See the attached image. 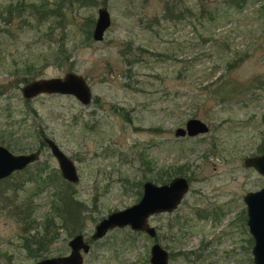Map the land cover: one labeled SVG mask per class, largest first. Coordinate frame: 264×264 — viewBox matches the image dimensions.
<instances>
[{
    "label": "rangeland",
    "instance_id": "1",
    "mask_svg": "<svg viewBox=\"0 0 264 264\" xmlns=\"http://www.w3.org/2000/svg\"><path fill=\"white\" fill-rule=\"evenodd\" d=\"M11 1L21 0L0 7ZM41 1L54 0H25ZM59 3L63 17L51 29L0 16V144L41 148L0 179V264L67 254L76 233L90 242L82 264H151L154 241L169 264H253L243 195L264 176L244 159L264 151V0ZM100 7L110 25L95 40ZM25 62H34L28 80ZM69 71L86 79L89 103L23 96L29 80ZM190 117L208 130L176 136ZM44 136L73 160L76 182L63 178ZM176 175L189 189L174 210L149 217L155 236L125 225L90 239L102 217L139 199L145 180Z\"/></svg>",
    "mask_w": 264,
    "mask_h": 264
},
{
    "label": "water",
    "instance_id": "2",
    "mask_svg": "<svg viewBox=\"0 0 264 264\" xmlns=\"http://www.w3.org/2000/svg\"><path fill=\"white\" fill-rule=\"evenodd\" d=\"M110 25V14L106 7H100L92 30V38L100 40L104 31ZM21 91L24 97L30 98L40 93L72 94L83 104L92 99V92L86 79L76 72H66L63 77H42L26 82ZM208 124L197 117L186 120L184 127L174 130L176 136H194L206 132ZM43 141L56 158L61 175L70 182L78 180L75 164L59 147L54 139L44 136ZM41 148L29 152L15 153L7 146L0 144V179L14 171L24 169L30 163L39 159ZM246 165L254 167L264 176V151L244 159ZM189 189V180L183 175H176L168 182L156 183L145 180L142 183V193L139 199L122 209L114 210L102 217L94 227L90 239L103 236L109 228L128 225L130 228L143 231L149 236L156 235V228L148 221L149 217L158 212L174 210ZM246 204V224L253 238L251 248L253 264H264V186L247 191L243 195ZM70 250L67 254L46 256L28 264H82L83 254L90 249V242L82 233L74 234L69 240ZM149 261L151 264H169L168 251L158 242L150 246Z\"/></svg>",
    "mask_w": 264,
    "mask_h": 264
},
{
    "label": "trees",
    "instance_id": "3",
    "mask_svg": "<svg viewBox=\"0 0 264 264\" xmlns=\"http://www.w3.org/2000/svg\"><path fill=\"white\" fill-rule=\"evenodd\" d=\"M60 1L62 0H54L52 2L41 1L39 3H26L25 0L17 1L15 3H13L14 1H11L7 3L6 5H3L0 7V16L2 17L5 16L6 22H10L14 18H19L20 26L23 25L24 22L31 25L32 18H33L37 20L38 29L45 30L46 27H49L51 29L52 25H54L55 22H59L63 17L60 11V3H59ZM51 18L53 19L54 23ZM46 33H48V31ZM89 33H91L90 30H89ZM59 49H60L59 46H57L55 55L57 54ZM24 64H25V66H23L24 71L21 74L24 80H28L32 78V76L29 77V74H30L31 67L34 65V62L30 64L29 62H25ZM6 142L8 146H10L11 148L23 149L22 144H19L17 140L11 141L10 139H8L6 140ZM41 143L43 144V140ZM43 180H46V178H43ZM55 208H56V211L61 210L58 207H55ZM43 243H44L43 241H39L38 247L42 248Z\"/></svg>",
    "mask_w": 264,
    "mask_h": 264
}]
</instances>
